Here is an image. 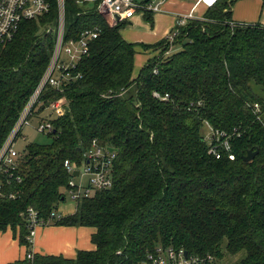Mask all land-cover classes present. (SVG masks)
I'll use <instances>...</instances> for the list:
<instances>
[{
	"label": "trees",
	"instance_id": "trees-1",
	"mask_svg": "<svg viewBox=\"0 0 264 264\" xmlns=\"http://www.w3.org/2000/svg\"><path fill=\"white\" fill-rule=\"evenodd\" d=\"M235 1L218 0L176 26L172 40L148 45L121 37L126 21L105 24L99 0H64L66 39L100 31L69 70L81 77L47 84L38 97L33 117L59 99L64 112L52 118L48 143L19 150L21 182L4 187L20 197L0 200V232L10 229L31 254V207L50 225L91 228L94 249L9 264H140L158 246L210 254L216 264H264V25L232 21ZM55 16L52 4L0 46V146L45 73ZM143 17L152 25V12ZM138 48L149 57L137 71ZM94 139L116 151L111 188L50 218L66 199L64 161L80 164ZM248 150L258 154L244 162Z\"/></svg>",
	"mask_w": 264,
	"mask_h": 264
},
{
	"label": "built area",
	"instance_id": "built-area-1",
	"mask_svg": "<svg viewBox=\"0 0 264 264\" xmlns=\"http://www.w3.org/2000/svg\"><path fill=\"white\" fill-rule=\"evenodd\" d=\"M165 0H151L147 4L137 2L135 0H99L96 5L98 14L102 17L105 24L115 26L123 21L131 19L136 12H152L161 11V5ZM218 0H197L206 9L212 6ZM52 4L56 7V16L53 27L49 26L46 34L52 37L53 48L50 54V60L44 75L40 82L36 85L34 91L26 102V105L20 111L18 119L8 132L3 143L0 146V200H15L20 197L19 192L5 191V184L10 185L12 180L20 183L21 179L15 174L18 168L19 150L16 149V141L23 127H30V120L33 118L38 97L47 84L57 89L61 88L63 81L79 78L81 74L73 77L69 70L74 69L77 63L88 54L89 46L99 34L97 26L91 29L83 30L79 37L75 39L67 38L65 26L64 0H0V46L11 41L19 30L21 22L38 19L50 13ZM187 19L193 18L192 13L183 15L176 20V26H182ZM232 24H235L232 22ZM174 27L168 37L172 40L177 34V27ZM63 100L59 99L52 104L46 111L43 118H38L35 131L45 135L49 132H55L52 127V118L63 115ZM252 109L257 114L256 119L261 120L260 107L253 104ZM260 114V115H259ZM32 128V127H31ZM227 148L228 143L222 142ZM208 153L218 157L215 149H210ZM116 157V151H109V148L102 146L96 139L92 140L88 145V149L83 153L80 164L70 160L64 161V169L68 174L66 186V196L75 205L82 198L91 197L96 191L109 190L112 186V166ZM232 159V156H229ZM77 172V175H73ZM26 224L28 234L26 239L32 245L33 238L37 229L50 225L38 215V211L27 208ZM63 215L57 211H52L50 218H61ZM28 259L32 258V253L26 255ZM140 264H216V260L210 254L204 256L188 253L182 248L172 247H156L152 252L146 255V258Z\"/></svg>",
	"mask_w": 264,
	"mask_h": 264
},
{
	"label": "crops",
	"instance_id": "crops-1",
	"mask_svg": "<svg viewBox=\"0 0 264 264\" xmlns=\"http://www.w3.org/2000/svg\"><path fill=\"white\" fill-rule=\"evenodd\" d=\"M160 8V12L152 13V25L144 21L142 12H136L131 19L126 21L128 26L121 29V37L130 43L152 45L167 37L169 32L176 26L178 18L192 13L193 18L197 19L201 18L207 11L205 7L197 3V0H165ZM263 9V0H241L232 7V21L240 24H255L259 22L264 25V21H261ZM137 50L135 68L137 64L141 66L149 57L147 53L139 48ZM74 212H69L68 214ZM45 228L47 229L43 231H39L40 228L37 229L31 245L32 254L61 255L64 258H74L77 251L94 249L91 241V245H89L90 235L93 233L91 228L51 225L45 226ZM41 233L42 236L44 235L45 241L37 238ZM7 238L11 240L12 246L17 244L21 247L18 239L13 237L11 230ZM22 247L26 254L25 246Z\"/></svg>",
	"mask_w": 264,
	"mask_h": 264
},
{
	"label": "rangeland",
	"instance_id": "rangeland-1",
	"mask_svg": "<svg viewBox=\"0 0 264 264\" xmlns=\"http://www.w3.org/2000/svg\"><path fill=\"white\" fill-rule=\"evenodd\" d=\"M135 1L142 2L145 0H135ZM239 1H241V0L235 1L232 6L234 7V5ZM261 21H264V9H263ZM127 26H125V28ZM177 49H178V47H174L173 52H176ZM138 66L139 65L137 64L136 65L137 71H138V68H137ZM137 71H136V73H137ZM263 117H264V115H263ZM37 120H38L37 117H33V119L30 120V127H23L21 129L19 137L16 141V149L22 150V148L29 143H33V144L34 143H37V144L48 143L49 140H48L46 135H44L43 133H39V132L34 130V128L36 127L37 122H38ZM208 130L212 131L210 128H208ZM207 132L208 131H206V133ZM57 208H58L57 213L62 214L64 216V215L68 214L69 212L75 211V209H76L75 208V201H72L68 196H66L65 201L60 203L57 206ZM51 226H53V225H51ZM84 228H88V227H84ZM44 229H47V228H45V227L40 228L39 231H43ZM86 230H88V229H86ZM9 232H10V229H7L5 232H0V264H9V263H13L16 261H22L26 258L25 250L23 247L21 248L17 244L12 246L11 240H9L7 238L9 235ZM37 238H41V239H43V241L46 240L44 235L42 236V233L40 235H38ZM89 245H91L90 240H89Z\"/></svg>",
	"mask_w": 264,
	"mask_h": 264
},
{
	"label": "water",
	"instance_id": "water-1",
	"mask_svg": "<svg viewBox=\"0 0 264 264\" xmlns=\"http://www.w3.org/2000/svg\"><path fill=\"white\" fill-rule=\"evenodd\" d=\"M113 150H114L113 148H111V147L109 148V151H113ZM257 154H258V151L257 150H255V151L248 150L247 153H246V155L243 158V161L244 162L252 161ZM73 175L76 176L77 175V172H74ZM62 201H63V198H62Z\"/></svg>",
	"mask_w": 264,
	"mask_h": 264
}]
</instances>
